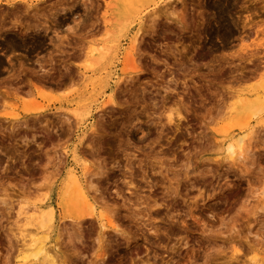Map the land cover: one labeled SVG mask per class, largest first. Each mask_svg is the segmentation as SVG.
Here are the masks:
<instances>
[{
  "label": "rangeland",
  "instance_id": "obj_1",
  "mask_svg": "<svg viewBox=\"0 0 264 264\" xmlns=\"http://www.w3.org/2000/svg\"><path fill=\"white\" fill-rule=\"evenodd\" d=\"M206 1L227 2L228 14L207 10ZM257 1L183 0L185 27L163 15L182 8L177 0L118 5L126 31L109 69L95 73L103 74L102 84L92 89L73 78L87 44L103 39L105 18L115 15L106 6L111 0H21L18 20L42 24L25 34L12 28L27 36L19 48L0 45V264L19 262L23 234L33 228L25 217L46 193L55 207L48 241L56 244V264H264V0ZM152 12L160 19L150 31ZM45 16L48 29L40 28ZM139 26L136 68L122 74ZM208 29L219 40L209 44ZM173 75L176 90L187 89L181 96L188 107L181 121L174 115L176 123L157 130L147 104ZM112 90L119 108L102 115ZM81 102L87 113L76 123L71 110ZM242 133V148L230 158L228 136ZM83 167L89 197L117 230L101 229L95 217H63L70 210L59 206L61 178ZM125 172L133 185L125 184ZM146 196L156 204H140Z\"/></svg>",
  "mask_w": 264,
  "mask_h": 264
},
{
  "label": "bare ground",
  "instance_id": "obj_2",
  "mask_svg": "<svg viewBox=\"0 0 264 264\" xmlns=\"http://www.w3.org/2000/svg\"><path fill=\"white\" fill-rule=\"evenodd\" d=\"M127 1L130 3V0H111V3H106V6H109L111 8L112 11H114V17L112 16L111 18H105L104 20V24L103 26H105V33H104V37L100 42H94L91 41L90 43L86 45H82V48L84 46H86V50L83 52V58L82 56L80 58H82V62L79 64H76V68L80 71V73L78 74V76L75 75V78L71 77L72 75L74 76V74L70 75V82H72L71 78H73L74 80L77 81V77L78 79H80L84 84L86 83H90L92 85V89L95 88L96 84L99 85L100 79L101 77H99L100 79H98L97 77L101 74V72L98 73V75H96V71H101L106 69H109L108 67H110V64L112 63V60L115 58V54L116 51L118 49V42L119 39L121 38V36L124 37V33L126 31V26L123 23V20L120 21V19L117 18V12H116V7L119 5H125L126 7H131V3H127ZM134 1V0H132ZM138 0H135V2ZM178 2H180L182 8H180L177 12L174 11H167L166 9H163V15H165L164 17H166V21H168L170 23V21H174L178 26H183V22H186L185 17L184 16V3L183 0H177ZM256 2H258L257 0H255ZM74 2V1H73ZM72 2V3H73ZM134 2V3H135ZM169 2V1H167ZM204 2V1H203ZM207 2V1H206ZM205 2V3H206ZM254 2V1H253ZM252 2V3H253ZM262 2V1H261ZM171 3V2H170ZM201 3V2H200ZM234 3V2H231ZM230 3V4H231ZM24 3L21 2V0H0V6L1 5H5L10 7V9L8 10H1L0 9V45L1 43H3L5 46L7 45L9 48L15 49L16 47L19 48L18 44H22V40H25V38L27 37L26 35L25 38H21L18 35H16L12 28H14L15 30H18L17 27H21V31L23 30L25 34L26 32L29 33V30L31 29L33 31V25L34 23H32L33 25H30L29 27V22L25 21V23H22L19 21L20 17H18V12L17 9L19 8L20 5H22ZM91 4V3H90ZM108 4V5H107ZM172 4V3H171ZM199 4V2H198ZM204 5V3H202ZM264 4V3H263ZM61 5V4H60ZM130 5V6H129ZM35 6V5H34ZM38 6V5H37ZM73 6V5H72ZM193 6V4H192ZM197 6V5H196ZM69 7V6H68ZM90 7V6H89ZM88 7V8H89ZM92 7V6H91ZM96 7V6H95ZM202 7V6H201ZM205 7V6H204ZM206 7L207 10L208 8H215L218 9L217 12H220V17L223 18V14L225 15L227 12H229V4L226 2L224 3H216L213 4L211 2H207L206 3ZM70 8V7H69ZM93 8V7H92ZM192 8V7H190ZM194 8V6H193ZM20 9V8H19ZM30 9V8H29ZM28 9V10H29ZM64 9V8H62ZM169 9V8H168ZM214 9V10H215ZM172 10V9H171ZM186 10V9H185ZM197 11L199 16L205 15L203 9L200 10L197 8ZM23 11V10H21ZM20 11V12H21ZM27 11V10H26ZM62 11V10H61ZM154 11V10H153ZM3 12V13H2ZM199 12L201 14H199ZM205 12L206 9H205ZM23 13V12H22ZM21 13V14H22ZM63 13V12H62ZM19 14V15H21ZM153 15V12L151 13ZM213 14V13H212ZM228 14V13H227ZM29 15V14H28ZM150 15V14H149ZM158 14H154L151 19H149V23L148 24V29H150V31H153V26L155 23V19H160L158 18L159 16H157ZM218 15V14H217ZM51 16V15H50ZM198 16V17H199ZM214 16L211 15V17ZM26 17V15L24 16V18ZM35 17V16H34ZM49 17V16H48ZM205 17V16H204ZM210 17V18H211ZM228 17V16H226ZM22 18V17H21ZM19 19V20H18ZM26 19V18H25ZM44 19V18H43ZM48 18L45 16V21L43 22L42 27L40 26V28H44V29H48L50 24L49 22L47 23L46 20ZM50 19V17H49ZM201 19V17H200ZM203 19V18H202ZM201 19V21H202ZM208 19V18H207ZM206 19V20H207ZM215 19V18H214ZM33 20V19H32ZM157 20V21H158ZM205 20V18H204ZM204 20L202 22H204ZM19 21V22H18ZM49 21V20H47ZM51 21V20H50ZM83 21V20H81ZM98 21V20H96ZM188 21V20H187ZM35 22V21H34ZM37 22V21H36ZM167 22V23H168ZM31 23V22H30ZM82 23V22H81ZM201 23V22H200ZM39 22H37V24L34 25V32L35 30L39 29ZM42 24V22H41ZM40 24V25H41ZM53 24V23H52ZM220 24V23H217ZM222 24V23H221ZM92 25V24H91ZM187 25V24H184ZM198 25V24H197ZM200 25V24H199ZM198 25V26H199ZM94 25H92L91 27H93ZM143 26V25H142ZM212 26V25H211ZM221 26V25H220ZM225 26V24H224ZM223 26V28H224ZM32 27V28H31ZM90 27V26H89ZM190 27V26H189ZM195 27V26H194ZM210 27V26H209ZM193 28V27H192ZM96 29V28H95ZM142 27H138V29H136V34L135 36L131 39V43L129 46L128 51H126V56H124V67L122 68V74H125L126 70L129 68H136V66L134 65L135 63V52L137 51V46L140 43L138 40L139 36L137 37V35H139L138 33H141ZM147 29V28H145ZM147 29V31H148ZM183 29V28H182ZM216 29V28H215ZM225 29V28H224ZM42 30V29H41ZM97 30V29H96ZM95 30V31H96ZM185 30V29H184ZM40 31V30H39ZM140 31V32H139ZM192 31V30H191ZM89 32V31H87ZM203 33V32H202ZM205 33V32H204ZM215 33V32H214ZM220 33V32H219ZM223 33V32H222ZM143 34V33H141ZM20 35V34H19ZM22 35V34H21ZM200 35V34H199ZM206 35V34H205ZM207 35H209V38H207L206 36H204V39L206 37L205 40H208L207 42L209 44H212L213 39L212 38H216L219 37L218 34H213L212 30L208 29ZM220 35V34H219ZM23 36V35H22ZM37 36H40L37 34ZM215 36V37H214ZM227 36V35H226ZM29 37V36H28ZM41 37V36H40ZM122 37V38H123ZM202 37V36H200ZM31 38V37H30ZM35 38V37H34ZM203 38V37H202ZM33 39V38H32ZM60 39V38H59ZM204 39H201V42H204ZM219 40V38H216ZM222 38H220L221 40ZM31 40V39H30ZM36 40V39H35ZM194 40V39H193ZM203 40V41H202ZM26 41V40H25ZM37 41V40H36ZM61 41V40H60ZM59 41V42H60ZM196 41V40H195ZM200 42V39L198 40ZM225 41V40H224ZM28 42V40H27ZM31 42V41H30ZM35 42V41H34ZM62 42V41H61ZM198 42V44H199ZM206 42V41H205ZM219 42V41H218ZM38 43V42H37ZM192 43V42H191ZM221 43V42H220ZM24 44V43H23ZM22 44V45H23ZM34 44V43H33ZM86 44V43H84ZM197 44V43H196ZM197 46L196 47H201V46ZM201 45V44H200ZM220 45V44H219ZM187 46V45H186ZM189 46V44H188ZM4 47V46H3ZM205 46H203L204 48ZM212 47V46H210ZM185 47H183L184 49ZM209 48V47H208ZM219 48V47H218ZM84 49V48H83ZM182 49V48H181ZM187 49V48H186ZM195 49V47H194ZM193 49V50H194ZM214 49V48H213ZM7 50V48H6ZM164 50V49H163ZM185 50V49H184ZM212 50V49H211ZM195 51V50H194ZM193 51V52H194ZM80 53H82V51H80ZM173 53V52H172ZM174 54V53H173ZM172 54V55H173ZM192 54V53H191ZM194 56V55H193ZM202 56V55H201ZM74 57V56H71ZM126 57V58H125ZM190 57V56H189ZM50 58V57H49ZM79 58V57H77ZM117 58V57H116ZM202 58V57H201ZM189 58V62H192ZM50 61V59H47ZM203 60V59H202ZM198 62V61H197ZM196 62V63H197ZM131 63V64H130ZM182 63V61L180 62ZM184 65V64H183ZM179 66V64H178ZM182 66V65H181ZM112 67V66H111ZM179 68V67H178ZM180 70V69H179ZM105 73V70L103 71ZM91 73V74H89ZM92 75H94V77H92ZM103 75V74H101ZM110 76V75H109ZM131 76V75H130ZM171 76V75H170ZM123 77V76H121ZM108 79V78H107ZM120 80V79H118ZM75 81V82H76ZM176 81L177 78L174 79V75L173 77H170L166 84L161 86L162 91L164 92L163 94H160V92H156L159 93L160 96L159 98H150L149 103L147 104V109L151 110V112H148V115H151L149 117V121L155 125L157 130H161L162 127L166 124H172V123H176L174 120V115L177 116V121H181V119H183V117L181 116V111L183 109H187V101H185L184 97L181 96V94H185V91L187 89H185V91H183V93H180V91L176 90ZM172 82V87L170 86V83ZM118 83V82H117ZM116 83V85H117ZM184 83V82H182ZM73 84V83H71ZM102 84V83H101ZM115 84V83H114ZM113 85V84H112ZM101 86V85H100ZM118 86V85H117ZM160 86V84H159ZM185 86V85H184ZM183 86V87H184ZM111 87V86H110ZM116 87V86H115ZM88 88V87H87ZM187 88V86L185 87ZM116 91V88H114ZM157 89V88H156ZM159 89V88H158ZM184 90V89H183ZM112 90L111 93H109L110 95L108 96V98L106 97L107 100L103 101L100 104L101 107V111H102V115L105 114L106 112L112 110L113 108L118 107L119 108V102L118 100L115 98L114 93L115 92ZM189 91V90H188ZM91 92V90H90ZM182 92V91H181ZM198 92V91H197ZM200 92V91H199ZM187 93V92H186ZM190 93V92H189ZM188 93V94H189ZM191 94V93H190ZM200 94V93H198ZM190 96V95H189ZM188 97V95H187ZM192 97V94L189 98ZM184 99V100H183ZM84 100V99H83ZM171 103L173 104V106H175L174 108H172V105L170 104L169 106L166 105ZM76 105V104H75ZM122 108V107H121ZM90 110V109H89ZM100 110V109H99ZM164 111L166 113V115L164 116V121H162L159 117V114ZM72 113V117L74 118L76 123H79L80 120H82V118L85 116V114L87 113L86 111V107L84 105L83 102H81L80 104H78V106L71 110ZM176 118V117H175ZM178 123V122H177ZM179 125V123H178ZM93 126V125H91ZM177 126V124L175 125V127ZM91 130V129H90ZM95 131V130H94ZM93 132V131H92ZM97 135V132H95ZM91 134H94L91 133ZM95 135V134H94ZM99 136V135H98ZM232 136V137H231ZM235 136V135H234ZM233 135H229L228 137L232 138L225 147V151L227 152V155H229L230 158H232L234 156V154L236 153L237 150H240L242 148L243 142H244V136L245 133L240 134L239 136L234 137ZM91 137V136H90ZM120 138V137H119ZM127 138V142H128ZM121 142V141H118ZM78 157V156H77ZM240 157L237 156V158ZM82 165L85 166L87 164L86 160H82L81 161ZM130 164V163H129ZM128 166V164H127ZM86 167V166H85ZM126 167V166H125ZM128 167H126L127 169ZM130 168V167H129ZM89 169V167L86 168V170ZM84 170V167H83ZM81 171L80 174H78L76 171H74L73 168L69 169L67 171L64 172L60 184H59V206L61 207V209L63 211H66V208H68L70 211H66V213L63 215L64 218H71L70 220L73 219V221L75 222V220L77 222H80V220L84 219V218H92L95 217L97 219V221L99 222V226L101 229L103 228H110L113 230H117L116 225L113 221V219L110 217V215H108L105 210H103L102 208L98 207L95 205L94 201L89 197L88 195V191L86 189L87 184H85V175H87L86 171ZM129 170V169H127ZM89 170H87L88 172ZM130 173V172H129ZM127 174L126 172L123 173V180H125V184L126 185H133V181L131 178V173ZM85 177V178H84ZM55 180H50L49 184H47V190H50L54 184ZM87 183V181H86ZM129 189V187H128ZM130 190V189H129ZM133 192V191H132ZM131 192V193H132ZM133 194V193H132ZM143 198L142 201L140 200V204H145L146 208H148L149 206L155 205L156 204V200H152L150 201L148 198V196L146 197H139ZM38 202L33 204L32 207V211L26 215V219L28 220L29 224L33 227L30 228L32 229L30 232H28L27 234H23L22 237V244L20 249L18 250V256H19V262L16 261V264H28L30 262V264H35L33 262V259H41L39 262L41 263H45V264H56V259H55V254L52 255L53 253L52 248L56 249V244L51 243L48 241V238L50 237V233L53 231L54 229V222H55V207L52 204L51 201H49V196L46 193L45 195H42L40 198L37 199ZM70 201L73 202V205L70 206ZM125 201V200H124ZM58 206V205H57ZM58 206V207H59ZM149 225H151V223H149ZM24 229V228H23ZM26 229V228H25ZM151 228H149L150 230ZM29 230V229H28ZM24 237H26V239H23ZM54 239V238H53ZM48 243H51V245ZM50 247V249H48ZM58 250V249H57ZM51 253H50V252ZM235 252H237V250L235 249ZM57 257V256H56ZM29 258V259H26ZM31 258V259H30ZM231 259H236V255H232ZM60 264H64V261L60 260Z\"/></svg>",
  "mask_w": 264,
  "mask_h": 264
}]
</instances>
